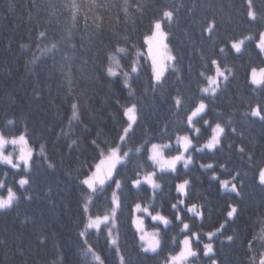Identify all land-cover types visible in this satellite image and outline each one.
<instances>
[{
	"label": "trees",
	"instance_id": "16d2710c",
	"mask_svg": "<svg viewBox=\"0 0 264 264\" xmlns=\"http://www.w3.org/2000/svg\"><path fill=\"white\" fill-rule=\"evenodd\" d=\"M88 2L76 0L83 7L73 27L71 10L65 7L71 0H0V131L9 138L26 133L35 162L27 191L21 189L14 206L0 211V264H85L86 259L91 260V256L84 257L83 238L78 235L84 194L79 183L82 177H77L78 172L87 171L88 166L98 162V153L90 141L98 139L102 145L105 141L118 143L124 126L122 106L134 102L138 105L140 121L127 147H139L146 140L168 143L170 136L175 148V133L185 127L180 121L198 101L199 87L206 86L201 83L203 78L199 73L205 70L204 65L210 63L211 58H218L234 71L227 87L207 101L210 106L207 119L213 126L215 122L228 125L223 145L215 154L196 153L198 159L188 169L178 165L177 173H163L164 179L159 181L162 195L155 201L156 210L170 214V205L177 195L176 184L183 179L190 180L187 202L204 205L202 221L189 219L195 230L213 231L228 221L230 204L241 210L234 221L226 223L223 235L215 242L219 264H258L264 253V239L260 235L264 230V186L259 185L257 178V169L264 166V120L251 116L250 107L257 103L264 107V89L250 84V73L252 68H264V55L259 54L255 41H247L239 55L230 50L228 42L249 34L257 36L264 30V19L249 21L247 0H129L133 5L132 13H135V5H144L143 15L136 14L133 23L122 11L124 0H96L98 4L114 6L97 8L95 11L102 19L94 21L88 12ZM253 4L260 16H264V0H253ZM165 9H179L172 25L165 26L169 32L165 42L177 57L178 71L169 69L166 81L153 90L151 63L147 60L144 41L150 35L153 19ZM85 13H88L87 26ZM213 22L216 28L209 39L204 29ZM97 23L100 28L96 27ZM44 30L48 39L38 43L39 32ZM52 42L59 45L54 57L41 51L50 48ZM117 42L129 52L121 60L126 71H130L136 51L144 53L140 57L143 68L129 80L135 96H129L122 75L118 79L106 76L107 55ZM220 46H226L224 54H219ZM111 66L116 68L114 62ZM213 73L214 70L208 74ZM177 95L185 101L180 119L173 106V97ZM72 103H78L82 122L74 121L69 131ZM8 120H14L15 125H8ZM62 129L72 139L79 138V150L75 147L69 150L70 140L62 134ZM210 134L209 128L202 127L198 143L202 144ZM42 144L54 168H49L39 155ZM241 146L244 154L238 151ZM9 148L12 146L8 145L6 152ZM248 155L253 158L251 162ZM144 159L146 157H140L139 161ZM201 162L215 163L220 179H231L239 171L243 183L241 196L222 190L219 181L211 178V170L200 167ZM136 163L134 161L130 167L134 168ZM220 163H225L227 170L222 171ZM121 175L130 176L131 171ZM5 177L9 186L19 188L16 181L20 175L0 164V180ZM6 194L5 190H0V195ZM140 200L152 202L150 188L139 196L134 191L126 194L119 218L121 253L127 264H166L169 255L179 251L173 237L177 242L183 238L180 229L173 221V225L161 231L162 246L158 253L141 252L130 219L132 206ZM106 208L101 197L92 211L103 213ZM143 227L155 230L150 218H145ZM233 234L235 242L228 243L225 237ZM253 237L254 249L249 252L247 241ZM88 243L101 255L104 264H119L103 234L89 235ZM197 264H209L202 251Z\"/></svg>",
	"mask_w": 264,
	"mask_h": 264
},
{
	"label": "snow or ice",
	"instance_id": "6c2138e0",
	"mask_svg": "<svg viewBox=\"0 0 264 264\" xmlns=\"http://www.w3.org/2000/svg\"><path fill=\"white\" fill-rule=\"evenodd\" d=\"M114 5H102L98 4L96 0H89L88 12L94 21H101L102 17L96 13L97 8H104ZM65 7L70 8L72 13L73 27H75L78 13L83 7L82 4H77L76 0H71L70 4H66ZM122 11L126 19H131L135 23L134 16L136 14L143 15V4L135 5V13L130 12V8L133 5L129 0H124ZM179 9L162 10L157 17L153 19L150 35L145 37L144 43L147 45V60L151 63V77L152 88L162 86L167 79V73L169 69L172 72L178 71L175 66L177 57L172 54L168 43L165 41L168 39L169 32L165 26H171ZM247 17L249 21L256 22L258 18L264 19V16L255 10L253 0H247ZM88 13H85V24L87 26ZM97 28H100L99 23L96 24ZM215 23L209 24L204 31H206L211 38V35L215 32ZM71 33H69V39ZM48 39L47 30L40 31L37 42H43ZM247 41H255V46L258 49L259 54L264 55V30L258 32L257 36L251 34L245 35L239 39H233L229 41L230 50L235 54H241L246 46ZM24 47V45H22ZM74 48L75 45L73 44ZM45 53L53 54L59 51V45L57 42H52L50 48H44L41 50ZM226 46L219 47V54H224ZM123 54V55H121ZM129 52L127 47L119 46V42L114 49L108 53L107 60L109 66L106 67V76L112 79H118L121 75L124 77L123 86L129 90V96H135V91L132 89L129 80L134 78L132 74H139L143 65L140 63V57L144 56L142 51H136V58L130 63V71L124 70L121 65V60L128 56ZM204 59V57H202ZM114 62L116 68L111 66ZM205 70H202L199 75L203 78L202 84L206 86L199 87L200 96L198 101L195 102L185 113L184 118L180 121L185 125L183 129H178L175 133V148L171 143L172 137H167L168 143H152L150 140H146L144 144L139 147L130 148L127 147L128 143L133 139L135 135L136 127H139L140 113L138 105L136 103H130L122 106V116L124 118V126L118 135V143L108 144L107 141L102 145L98 139H92L90 145L93 150L98 153V162L94 165L88 166L87 171L78 172L77 177L81 185L80 191L84 194L81 201V230L78 235L83 238V255L85 258L91 256V260H85V264H104V259L99 255L92 245L88 243V236L96 234L99 237L101 234L105 236L106 245L110 246L114 254L118 257L119 264H127L125 256L121 253L120 248V231H119V218L123 214V208L125 203L126 194H134L139 196L140 192L147 191L149 188L152 191V202L144 203L142 200L135 202L130 210L131 224L136 230V234L139 238V250L145 254H156L161 249L162 237L161 231L167 230L169 226L173 225L175 221V227L180 229L182 239L178 242L173 237V242L177 243L179 251L176 254L169 255L166 260V264H197L201 259V251L203 257L208 258L209 264H219L216 258V251L214 248L217 239L223 235L225 225L228 221H234L241 211L235 204L228 206L227 218L228 221L221 223L218 228L213 231H197L193 227V224L189 223V219L196 220L204 219V205L196 203H188V197L190 194V180L183 179L182 182L177 183L175 186L176 197L175 202L171 203V213L166 215L162 211L156 210L155 201L162 195V186L159 181L164 179L163 173L171 172L177 173L178 165H182L184 169H188L189 165L195 163L198 157L196 153H204L205 151L215 154L221 149L223 145V137L225 135V129L228 125L222 126L221 123L213 122L207 119L209 111V99H214L222 88L227 87L230 81V77L234 76L232 68L227 67L218 58H211L210 63L204 65ZM213 74H208L212 72ZM259 72V79L257 73ZM71 85V80L69 79ZM250 84L257 88L264 89V68L257 70L251 69ZM71 91V86L69 88ZM174 108L178 119H180V113L184 111L185 101L183 97L177 95L173 97ZM71 117L69 119V131L74 127L73 122H82L81 113L79 111L78 103H72L71 105ZM250 115L258 117L264 120V107L259 103L255 107H250ZM8 125L14 126V120H8ZM231 121H229V124ZM202 127L210 129V136L205 142L198 143L200 136L202 135ZM181 131L183 134H181ZM236 129L233 128L232 132L235 133ZM62 134L67 136L70 140L68 143L69 150L74 147L79 150V138L72 139L68 136V133ZM164 132H167L165 127ZM150 144V147L147 145ZM8 145H11L13 150L6 152ZM228 148L231 149L232 145L229 144ZM165 150H168L166 155ZM175 154H170L172 152ZM238 151L241 154L245 153L244 147H239ZM34 150L29 147V139L26 133H20L19 135L9 136L5 135L3 131H0V164L7 165L10 169L16 170L20 175V178L16 183L19 185L18 189H14L7 184V179L0 180V190L6 191V196L0 195V211L11 209L14 203L19 200L18 192L23 189L27 191L26 186L30 184V172L34 166ZM39 155L47 163L49 168H54V163L48 157L45 145L40 146ZM140 157H146L142 162L139 161ZM252 156L248 155V160L252 161ZM134 161H137L136 166L131 168L130 166ZM200 167L206 171L211 170V178L219 181V187L225 192L235 193L236 196H241V189L243 187L240 178V172L236 171L231 179H220V176L216 171L215 163H200ZM222 171L227 170L225 163L219 165ZM131 171V175H121L122 172L127 173ZM258 183L260 186H264V166L257 169ZM147 186V188L145 187ZM110 193V195H109ZM103 197L107 208L103 213H94L92 208L95 207L96 202ZM30 199L31 197H27ZM189 214H191L189 216ZM187 217V219H186ZM145 218H150L154 223L155 230L153 232H147L144 225ZM161 226H163L161 228ZM261 239H264V230L261 231ZM206 238V239H205ZM228 243H234L236 240L235 234L227 235L225 237ZM224 241L221 240V244ZM255 237L252 240L247 241L249 252L254 249ZM202 244V249L200 245ZM254 260V258H253ZM258 264H264V253H261Z\"/></svg>",
	"mask_w": 264,
	"mask_h": 264
},
{
	"label": "rangeland",
	"instance_id": "374dc122",
	"mask_svg": "<svg viewBox=\"0 0 264 264\" xmlns=\"http://www.w3.org/2000/svg\"><path fill=\"white\" fill-rule=\"evenodd\" d=\"M257 78H259V72L257 73ZM205 141H206V140H205ZM205 141H204V142H205ZM174 143L176 144V141H175ZM149 147H150V146H149ZM9 150L12 151L13 148H9ZM165 153H166V155L169 154V153H168V150H165ZM170 154H175V152L173 151V152L170 153ZM145 230H146V229H145ZM146 231H147V232H153V230H146Z\"/></svg>",
	"mask_w": 264,
	"mask_h": 264
}]
</instances>
